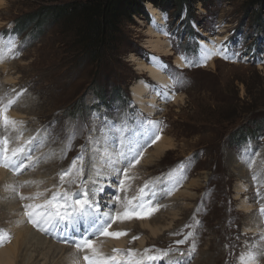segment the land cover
Returning <instances> with one entry per match:
<instances>
[{
	"label": "rangeland",
	"instance_id": "374dc122",
	"mask_svg": "<svg viewBox=\"0 0 264 264\" xmlns=\"http://www.w3.org/2000/svg\"><path fill=\"white\" fill-rule=\"evenodd\" d=\"M77 1L83 0H0V63L11 64L5 72L0 67V99L15 100L8 115L21 122L19 125H26L29 131H35L34 137L38 134L45 137L37 143L42 144L39 150L56 154L58 148L59 155L60 149L66 147L59 161L65 167L54 172L55 176L69 170L78 157H83L79 161L81 166L88 168L92 160L86 155H93L101 148L94 149L96 133L107 140L113 138L116 148L119 139L136 146L116 150L120 161L116 163L113 159L112 166L119 168L121 175L138 166L136 159L142 165L140 160L145 152L154 151L156 136L168 137L173 148L152 164L139 165V174L135 171L139 177L135 193L131 195L128 189L123 193L127 192L130 199L147 185L145 190L150 193L160 190L158 193L169 197L175 195L173 201H184L180 206L185 208L174 220L175 226L157 238L148 231L123 230L130 237L126 253L143 251L146 255L145 249H151L147 254L167 252L166 258L174 259L173 264L182 255L184 264H242L240 257L250 251L258 262H263L264 214L260 209L264 207V11L261 2L205 0L204 4L192 6L194 12L185 20L190 27L183 34L185 42L179 38L174 43V49L181 48L179 52L186 56L184 67L173 62L171 55L175 61L178 54L170 46L167 15L159 9L165 15V22L158 32L173 50L169 56H159L174 79L172 94L177 99L174 101L169 95L170 100L165 98L167 102L160 108L157 106L155 115L148 116L136 105L131 87L141 77L148 83L154 81L139 74L130 57L135 54L151 61L154 53L144 45L151 38L147 30L153 26V15L145 5L147 20L139 16L123 17L102 45H93L85 40L87 29L80 17H58L44 12L43 7ZM167 13L170 28L184 16L183 10L176 7ZM192 23L197 26V32ZM219 24L222 27L226 24L227 32L237 28L242 33L245 47L238 56L234 54L236 39L229 40L235 43L233 47L227 45L231 53L225 46L229 41L223 42L228 34H224L226 30ZM256 33L261 41L253 39ZM202 41L213 44L212 50H217L214 65L210 59L202 58ZM224 49L227 57L221 56ZM20 112L24 114L17 119L15 114ZM30 140L33 143L35 139ZM27 145L24 146L30 150L31 157L33 150L38 153L35 145ZM35 158L29 161L26 172L38 175L45 170L54 171L39 169L41 159ZM72 181L64 184L63 189L90 188L84 172ZM241 182L249 184L244 191L238 189ZM188 188L194 197L183 196L182 190ZM123 193L118 189V194ZM241 198H245L249 207L242 205ZM152 207L158 210L150 218L159 214L163 206L156 201ZM138 219L130 220L138 222ZM157 219L158 225H164L160 216ZM30 223L26 221L33 229L35 226ZM6 224L0 217V229L7 231L11 241L13 234ZM142 237H148V245L138 249L136 241Z\"/></svg>",
	"mask_w": 264,
	"mask_h": 264
},
{
	"label": "bare ground",
	"instance_id": "6f19581e",
	"mask_svg": "<svg viewBox=\"0 0 264 264\" xmlns=\"http://www.w3.org/2000/svg\"><path fill=\"white\" fill-rule=\"evenodd\" d=\"M146 6L148 11L153 15L154 22L153 26L149 27L147 30L151 35V38H149L145 42L144 47L152 51L154 54L150 56L151 61L140 59L137 55L131 54L130 61L132 62V64L137 65L139 74H145L146 77L154 81V84L146 82L145 79L141 77L139 80L134 82L131 87V92L136 101V105L140 107L142 111L145 112L148 116H154L156 111H158L157 106L161 105V102H159L158 87L161 85L165 86L168 81L172 83L168 78V74L165 70L166 64L163 62L159 55L169 56L173 54V50L170 48L171 45L169 46L168 40L166 38H162V35L159 33L160 31L158 32V29L163 26L165 22V15L161 13L159 8L152 3L148 2L146 3ZM222 39L223 38H221L220 40ZM201 44L203 48L202 58H205V50L212 52L213 54L209 59L211 60V65H214V59L216 57L217 50H212L213 44H206L204 41H202ZM219 49L221 50L223 48L220 47ZM225 53H227L226 49L221 52V56L227 57ZM184 58L185 57L181 55H176L174 64L178 67H182L186 62ZM201 63L203 64V60L201 61ZM0 67L3 68V71L5 72V70H8L11 67V64H9L8 61L1 62ZM168 95H171L174 98V101H176V94ZM28 104L31 105L30 102H28ZM22 114L24 113L20 112L18 114H15V116H17V119H20L19 116ZM19 133H22V139H17ZM35 134V131H29L26 125H18L17 130H5L3 128H0V137L8 136L11 142L13 141L17 144L14 145L11 143L10 147L18 146L19 144L24 143L25 141H28L32 138L35 139L33 143L28 145L30 147H32V145H35V148L37 147L36 150L38 153L33 150L32 157L37 156V158L35 159H38V161L39 159H41V165L39 166V169L44 167L47 170H54L53 172H45L46 170L44 169L45 171L39 173L38 175L35 174V172H26L17 177L12 172H7L3 167L0 168V217L6 220V225L8 227L7 230L11 231V233L13 234V239L8 244H2L3 246L0 247V264H85L86 261L83 257L87 255V251L91 253L90 250L82 251L81 253L77 250V248L53 242L46 236H44L41 231H36L27 226L28 224H26V221L28 219H26L25 215L23 214V211H25V209L22 202L31 203L33 201L24 199L20 200L21 195L31 197L38 192L44 193V197L41 198V201H37L42 202V200L54 190L63 188L60 186V176H55L54 172L58 171L60 167L64 166L63 163H60L59 161L62 155L61 151H65L66 147L63 148V150L60 149L61 151L59 150V155L57 154L58 148H55L56 154H48L44 152V150H39L42 148V144H37L45 137L41 138L39 134L37 135V137H34ZM96 136L97 138L94 141L92 139V141L94 144H96L94 149H97L99 146L101 147L99 149V152L95 151L93 155H86V158H89L90 161L92 160L91 164L88 165V168H85V165L84 167H82L79 161L77 162V165L81 166L83 168V172L86 173V178H88L90 188L93 187L92 181H96L97 184L103 186L104 190L107 189L106 194L102 195V192H100L96 196V199L100 201L101 212L111 211L114 209L120 210L121 205L120 203L115 202V197L120 196L121 201H124L127 198V192H122V195L118 194L120 181H125V186H128L126 188L130 190L129 193L133 195V193H135L139 180V177L135 175V171L136 173L138 172V174L140 172V168L138 166L140 165L141 167L150 163L152 164V162L157 161L162 157L164 153L172 149L174 145L168 137L158 138L154 147V151H146L143 155L142 160H140L143 161L142 165L139 162L138 166L131 167L128 170V172L130 173H127V178H125L124 175H121V173H119V168L112 166V160L115 159L116 163H119L118 161L120 160L116 150H122L123 146L135 148L136 146L133 147L134 143L129 146L131 143H128L129 140H126L127 142H122L121 139H119V145L118 148H116L113 138L111 140H107L105 136L99 135L98 133H96ZM124 149L126 148L124 147ZM105 152H107L108 155ZM122 167L123 165L120 166V168ZM97 173H99V175H97ZM40 174L42 175L40 176ZM74 177H76V175L66 177L63 185H68ZM108 185L110 186V189L108 188ZM193 185H196V183ZM248 186L249 184L247 182H241L238 189L239 191H244ZM78 188L79 186L69 188L68 191L73 192ZM154 191L156 190H153L152 192ZM158 192H160V190ZM158 192H155L157 194L156 201L159 203V205L163 206L161 212H158L159 214L152 218L148 216V218L146 217L144 219H138V222H135L134 220H127L126 223H121L122 221L118 220L115 225H112L111 230L109 229L110 232H122L126 229H131L132 231H148L151 236L157 238L159 235H164L167 231L171 230L176 224L174 220L177 216H179V212L183 208H185V206L181 207L180 204H185V202L178 200L173 201L175 198L173 196L175 195H171L169 197L163 192ZM182 194L185 197L195 196L194 193L190 192L189 188L185 190L183 189ZM135 195H137V193ZM183 198L184 197H181L182 200ZM237 198H239V196ZM241 203L243 206L249 207V205L245 203V198H241ZM101 206L103 209H101ZM157 216H160L161 219H163V221L165 222L164 225H158L159 219H157ZM86 226H88V223L87 221H84L81 227H77V231H79L80 229L82 230ZM129 238L125 235L121 236L118 239L104 236L103 238L94 240V244L96 249L100 251L105 257L113 255L122 256L124 253H126L125 249L129 247ZM55 239L57 240V238ZM148 240V237H142L138 241H136L138 249H142L143 247L146 248V245H148ZM113 249H120L122 250V253H114ZM135 254L136 259L144 261L143 251L135 252ZM261 254H264V252H261ZM182 256H177V264H184L185 256ZM250 256H255V254L250 251L245 252V254L240 257V262L243 264V261L247 260V258ZM171 260L172 259H170V261ZM255 264H264V260L263 262H258V260L256 259Z\"/></svg>",
	"mask_w": 264,
	"mask_h": 264
},
{
	"label": "snow or ice",
	"instance_id": "6c2138e0",
	"mask_svg": "<svg viewBox=\"0 0 264 264\" xmlns=\"http://www.w3.org/2000/svg\"><path fill=\"white\" fill-rule=\"evenodd\" d=\"M205 59L211 58L212 52L205 50ZM15 103V100L8 99L4 101L0 99V128L5 130L12 129L17 130L18 125L21 123L8 115L10 108ZM159 137L156 136L155 139ZM17 139H22V133L18 134ZM32 141L28 140L19 144L17 147H10L11 141L7 136L0 137V166L9 168L17 174L25 167V160H31L30 150L25 148V144H31ZM139 155V154H137ZM78 161L82 162L83 157H78ZM135 159V157H134ZM136 163L139 160L136 159ZM251 163V161H249ZM131 166V161L129 162ZM75 173L77 176L83 175V168L78 167L77 161H73L71 168L60 174L61 187L65 178L72 176ZM99 175V173H97ZM127 178V173H123ZM75 183V181H72ZM93 187L85 188L81 187L77 193H72L68 190L57 191L51 194L50 197H45L42 202L41 198L44 197V193H36L34 196L27 197L21 195V199L31 200L33 202L26 203L24 205L25 215L29 222L37 227L42 232H57L60 231V226L63 225L67 230L69 226L75 231V225L81 221H87L89 234L95 236L97 234L108 236L118 239L121 236L127 235L126 232H110L108 228L116 220H130L132 218L144 219L151 216L156 210L151 206L150 200H145V185L140 189L139 196H133L130 199L121 201L120 196L115 197V202L120 203V210H111L101 212L100 201L96 199L98 193L102 192L103 186L92 181ZM15 190V189H13ZM119 191L125 192L127 188L124 181L119 183ZM154 195V193H153ZM115 212V217H113ZM260 212L264 214V207L260 209ZM11 236L6 230L0 229V245L10 241ZM138 237H133V240ZM64 242H67L65 238ZM72 242L78 250H90L92 255H85L83 258L87 264H143V260L136 259V254L129 250L127 253L121 255H113L105 257L95 247L94 241L89 239L88 236L80 234V238L77 240L72 238ZM185 241H178V243H184ZM195 245H193V250ZM114 253H122L120 249H113ZM151 249H145V259L147 261H159L168 255L167 252L159 253L157 255H150ZM256 257L250 256L247 260L243 261V264H255Z\"/></svg>",
	"mask_w": 264,
	"mask_h": 264
},
{
	"label": "trees",
	"instance_id": "16d2710c",
	"mask_svg": "<svg viewBox=\"0 0 264 264\" xmlns=\"http://www.w3.org/2000/svg\"><path fill=\"white\" fill-rule=\"evenodd\" d=\"M262 6L264 11V0H255ZM152 3L163 11L177 8L182 11L187 8V14H192V6L199 2L204 4L205 0H83L59 5H50L44 12H50L54 16L62 15L80 17L87 29V39L93 45H102L121 18L132 19L136 16L148 19L145 9L146 3ZM189 11H191L189 13ZM84 41V42H86ZM90 46V45H83Z\"/></svg>",
	"mask_w": 264,
	"mask_h": 264
},
{
	"label": "built area",
	"instance_id": "2783aa9c",
	"mask_svg": "<svg viewBox=\"0 0 264 264\" xmlns=\"http://www.w3.org/2000/svg\"><path fill=\"white\" fill-rule=\"evenodd\" d=\"M200 3V2H199ZM166 13V15H167V22H166V28H167V32H168V38H169V40H170V42H171V47L173 48V50L176 52V54H178V55H181V56H183V57H186V56H184L182 53H180L179 52V50L181 49H178V48H175L174 49V43L175 42H177L178 41V39L179 38H182V41L183 42H185V37H184V35L183 34H186V32H188L187 31V29H188V27H189V24H188V21H185L186 20V18H187V15H186V17H185V15L182 17V18H180L179 19V22H177V24L176 25H173L174 27L173 28H170V22H168V15H169V13H167V12H165ZM192 25L194 26V28L196 29V32L198 31V28H197V26L195 25V24H193L192 23ZM226 25V24H225ZM225 25H223V27H222V25H220L219 24V27L221 26V28H226V26ZM218 27V31H220V29L221 28H219ZM190 28V27H189ZM226 30V29H225ZM234 32H235V34H234ZM228 34V36H227V38L223 41L224 42V44H225V42L226 41H229L231 38H232V41L233 40H235L236 39V45H235V47H236V52H234V54L235 55H237L238 56V53H241V51L243 52V48L245 47V46H242V42L244 43V38L242 37V33L240 32V31H237V28H235V29H233V31L230 33L229 31L227 32V30L224 32V34ZM224 34H222V35H224ZM237 34H238V36H237ZM237 39H239L238 41H237ZM253 39H257V40H260L261 41V36L258 34V33H256L255 34V37L253 38ZM253 39H250L251 40V42H253L254 40ZM250 42V43H251ZM234 42L233 43H231L230 41L228 42V44H226L225 46H226V48L227 49H229V51H230V47H233L234 46ZM227 45H230V47L228 46L227 47ZM231 52V51H230ZM232 53V52H231ZM250 55H253V56H255V54L254 53H251ZM171 57H173V62H174V56L173 55H171ZM188 58V60H189V63L188 64H190L191 62H190V58L189 57H187ZM246 59H248V57H245ZM195 64V63H194ZM187 65V64H186ZM184 67V66H183ZM167 73H168V78L171 80V82L172 83H170V81H168V83L167 84H170V85H161V86H159L158 87V94H159V102H161V104H164V102L166 103L167 102V100H165V98H167V99H169L170 100V96L168 95V94H172V93H174V89H173V77H172V75H170V73L168 72V68H167ZM154 84V83H153ZM171 91H173V92H171ZM162 98H164V99H162ZM161 107V105L158 107V108H160ZM155 119V118H154ZM162 119V118H161ZM156 121V120H155ZM143 122H144V120H143ZM148 123V122H147ZM159 124V122H157V125ZM130 127H132V125H130Z\"/></svg>",
	"mask_w": 264,
	"mask_h": 264
},
{
	"label": "clouds",
	"instance_id": "9594fccd",
	"mask_svg": "<svg viewBox=\"0 0 264 264\" xmlns=\"http://www.w3.org/2000/svg\"><path fill=\"white\" fill-rule=\"evenodd\" d=\"M145 5H146V4H145ZM182 10H183L184 15H185V14L188 15V14H187V8L184 7ZM164 12H167V11H164ZM183 13H182V15H183ZM149 56H150V53H149Z\"/></svg>",
	"mask_w": 264,
	"mask_h": 264
}]
</instances>
